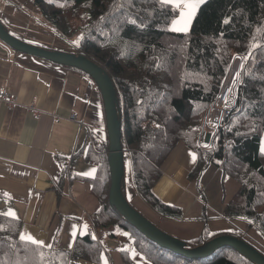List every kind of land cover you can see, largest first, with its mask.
<instances>
[{"label": "trees", "instance_id": "16d2710c", "mask_svg": "<svg viewBox=\"0 0 264 264\" xmlns=\"http://www.w3.org/2000/svg\"><path fill=\"white\" fill-rule=\"evenodd\" d=\"M31 1L57 37L73 39L76 54L110 77L136 193L159 214L183 217L180 207L166 204L154 192L162 163L183 141L198 156L189 177L199 178L210 163H219L223 174L241 185L242 201L227 204L225 216L245 219L264 236V0H203L185 32L171 29L178 7L161 0ZM235 56L241 57L236 104L205 143L199 137L206 113ZM109 145L107 131L97 132L85 154L95 174L84 180L101 204L93 225L138 233L109 202ZM121 187L125 195V175ZM20 226L21 220L0 214V264H69L72 259L102 264L101 244L90 232L78 233L74 246L64 249L21 240ZM222 234L244 239L235 231H204L189 244L197 247ZM141 236L146 241L139 242V248L152 264H256L230 246L201 258L182 256L180 261L181 255Z\"/></svg>", "mask_w": 264, "mask_h": 264}, {"label": "crops", "instance_id": "0c3cea01", "mask_svg": "<svg viewBox=\"0 0 264 264\" xmlns=\"http://www.w3.org/2000/svg\"><path fill=\"white\" fill-rule=\"evenodd\" d=\"M175 6L179 13L171 24L174 31L183 27L174 21L185 11ZM21 15L25 20L16 22ZM0 21L29 43L59 50L68 45L54 34L31 0H2ZM0 87L13 95L11 105L0 101V214L21 220L19 237L30 235L42 246L71 249L78 233L90 232L101 244L102 264H126V260L152 264L139 248L138 243L146 241L139 232L93 225L101 204L84 180L95 174L85 154L94 135L107 131L104 99L95 79L83 70L14 50L0 40ZM197 157L193 148L178 142L162 163V176L154 186L163 202L181 208V219L159 214L136 193L128 165L126 198L188 247L204 231H235L244 239L257 236L245 219L224 214L227 204L242 201L240 183L225 176L217 162L210 163L199 178H190ZM69 264L92 263L72 259Z\"/></svg>", "mask_w": 264, "mask_h": 264}, {"label": "water", "instance_id": "95a60500", "mask_svg": "<svg viewBox=\"0 0 264 264\" xmlns=\"http://www.w3.org/2000/svg\"><path fill=\"white\" fill-rule=\"evenodd\" d=\"M0 40L19 52L41 57L65 66L79 68L91 75L97 82L104 99L107 134L109 137L108 162L111 172L109 202L141 234L150 241L173 253L189 258H201L212 254L216 249L230 246L256 264H264V254L245 239L231 234H222L203 242L197 247H188L187 242L156 226L141 214L122 192V178L125 175L127 158L121 145L120 123L116 110V91L108 74L97 64L76 52L49 49L29 43L8 31L0 21ZM211 134H205L208 143Z\"/></svg>", "mask_w": 264, "mask_h": 264}, {"label": "built area", "instance_id": "2783aa9c", "mask_svg": "<svg viewBox=\"0 0 264 264\" xmlns=\"http://www.w3.org/2000/svg\"><path fill=\"white\" fill-rule=\"evenodd\" d=\"M230 70L222 85V88L207 111L201 134L206 130L210 131L211 133H215L218 127L223 125L225 119L236 104V86L238 83L239 69L232 82H229L228 80ZM12 97L13 95L10 90L0 87L1 102L11 105L13 99ZM71 119H75V116L72 115Z\"/></svg>", "mask_w": 264, "mask_h": 264}, {"label": "snow or ice", "instance_id": "6c2138e0", "mask_svg": "<svg viewBox=\"0 0 264 264\" xmlns=\"http://www.w3.org/2000/svg\"><path fill=\"white\" fill-rule=\"evenodd\" d=\"M161 2L164 4L177 5L185 9V11H182L180 13V19L178 21H174V23L183 24V27L176 28V31H186L187 25L191 22L196 8L199 6V3L203 2V0H161ZM261 150L264 151V147H262ZM20 238L21 240L27 239L28 241H31V243L36 244L38 246L43 245L42 241H38L30 235L26 237L25 235L21 234ZM69 247H71V245H69Z\"/></svg>", "mask_w": 264, "mask_h": 264}, {"label": "rangeland", "instance_id": "374dc122", "mask_svg": "<svg viewBox=\"0 0 264 264\" xmlns=\"http://www.w3.org/2000/svg\"><path fill=\"white\" fill-rule=\"evenodd\" d=\"M0 3H2V0H0ZM20 20H21V22H23L24 20H25V15H21L20 16V19L19 18H16V22H20ZM9 31V30H8ZM60 38V37H59ZM60 39H62V38H60ZM72 39V38H71ZM62 40H64V39H62ZM67 44V46H66V51L67 50H74V51H72V52H76V49L74 48V41H73V39L71 40V41H69L68 39H66V40H64ZM236 64V63H235ZM234 67V66H233ZM234 71V69L232 68V70H231V73ZM231 73H230V75H229V79H232L233 80V78L231 77ZM262 147H264V134H263V137H262V142H261V149H262ZM264 152V151H263ZM253 232H256L257 233V236L255 235V237H251L250 235H248L247 236V239L249 240V242L250 243H252V244H254L255 246H257L258 248H260L261 250H263L264 251V236L259 232V231H256V230H254V229H252V233ZM246 239V240H247ZM180 258V261H182L183 260V257L182 256H179Z\"/></svg>", "mask_w": 264, "mask_h": 264}, {"label": "bare ground", "instance_id": "6f19581e", "mask_svg": "<svg viewBox=\"0 0 264 264\" xmlns=\"http://www.w3.org/2000/svg\"><path fill=\"white\" fill-rule=\"evenodd\" d=\"M235 63H236V64H235ZM239 64H240V59H239L238 57H235V59H234V61H233V63H232V66H231V70H232V68H233L234 71L231 73V70H230L231 77L233 78V80H234V78H235V76H236V74H237V72H238ZM233 66H234V67H233ZM230 73H229V75H230ZM228 80H229V82H232V81H233L232 79H229V77H228Z\"/></svg>", "mask_w": 264, "mask_h": 264}]
</instances>
